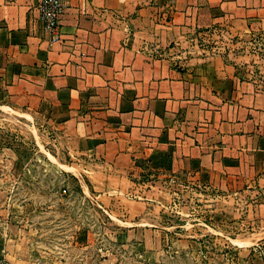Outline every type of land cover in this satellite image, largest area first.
Segmentation results:
<instances>
[{
  "label": "crops",
  "instance_id": "1",
  "mask_svg": "<svg viewBox=\"0 0 264 264\" xmlns=\"http://www.w3.org/2000/svg\"><path fill=\"white\" fill-rule=\"evenodd\" d=\"M42 1L0 0V109L58 128L96 191L131 193L142 159L214 188L264 176V82L247 55L193 43L221 24L264 37V0H66L58 36ZM3 260L19 264L0 231Z\"/></svg>",
  "mask_w": 264,
  "mask_h": 264
},
{
  "label": "rangeland",
  "instance_id": "2",
  "mask_svg": "<svg viewBox=\"0 0 264 264\" xmlns=\"http://www.w3.org/2000/svg\"><path fill=\"white\" fill-rule=\"evenodd\" d=\"M193 43L247 55L264 82L263 36L221 24ZM60 141L43 117L0 109V231L19 264H264V176L214 188L187 172L156 174L142 159L134 190L105 196Z\"/></svg>",
  "mask_w": 264,
  "mask_h": 264
},
{
  "label": "built area",
  "instance_id": "3",
  "mask_svg": "<svg viewBox=\"0 0 264 264\" xmlns=\"http://www.w3.org/2000/svg\"><path fill=\"white\" fill-rule=\"evenodd\" d=\"M67 9L66 0H43L39 5L41 12V20L44 29L54 36H58L61 30L62 17L65 15ZM0 264H10L3 260Z\"/></svg>",
  "mask_w": 264,
  "mask_h": 264
},
{
  "label": "trees",
  "instance_id": "4",
  "mask_svg": "<svg viewBox=\"0 0 264 264\" xmlns=\"http://www.w3.org/2000/svg\"><path fill=\"white\" fill-rule=\"evenodd\" d=\"M68 176H70L75 181V184H76L75 185L76 186L75 191L79 192L80 194L81 193L83 194L84 193V188H83V185L81 184V182L79 181V179L76 176H74V175H68ZM85 182H86L89 190L93 193V191L91 189V186H90L89 182L87 181V179H85Z\"/></svg>",
  "mask_w": 264,
  "mask_h": 264
}]
</instances>
